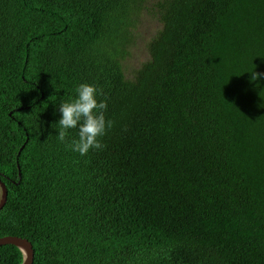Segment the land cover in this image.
<instances>
[{
  "label": "trees",
  "instance_id": "obj_1",
  "mask_svg": "<svg viewBox=\"0 0 264 264\" xmlns=\"http://www.w3.org/2000/svg\"><path fill=\"white\" fill-rule=\"evenodd\" d=\"M140 9L154 25L125 74ZM251 71L264 0H0V236L26 239L30 264H264ZM80 83L113 122L84 156L65 146L78 128L57 138Z\"/></svg>",
  "mask_w": 264,
  "mask_h": 264
},
{
  "label": "clouds",
  "instance_id": "obj_2",
  "mask_svg": "<svg viewBox=\"0 0 264 264\" xmlns=\"http://www.w3.org/2000/svg\"><path fill=\"white\" fill-rule=\"evenodd\" d=\"M264 77V73L251 71V81ZM76 96L59 104L60 119L57 138L66 142L68 129L78 128V138L66 142L65 146L81 156L90 149H103L104 144L98 139L106 129L112 127L113 122L105 119L107 102L105 99L97 101L98 89L88 83H80L76 89Z\"/></svg>",
  "mask_w": 264,
  "mask_h": 264
},
{
  "label": "rangeland",
  "instance_id": "obj_3",
  "mask_svg": "<svg viewBox=\"0 0 264 264\" xmlns=\"http://www.w3.org/2000/svg\"><path fill=\"white\" fill-rule=\"evenodd\" d=\"M137 19L139 22L136 24L133 31L131 29L133 42L129 44L130 54L121 59L125 74H127L129 69L133 68V66H135L144 55H146L143 45L154 25L152 24L153 20L149 18L148 14L143 9H140Z\"/></svg>",
  "mask_w": 264,
  "mask_h": 264
},
{
  "label": "water",
  "instance_id": "obj_4",
  "mask_svg": "<svg viewBox=\"0 0 264 264\" xmlns=\"http://www.w3.org/2000/svg\"><path fill=\"white\" fill-rule=\"evenodd\" d=\"M17 153V152H16ZM5 186L0 180V207L5 201ZM11 244L15 246L20 253V262L18 264H30L32 260V249L30 243L21 237L14 235H4L0 236V245Z\"/></svg>",
  "mask_w": 264,
  "mask_h": 264
}]
</instances>
